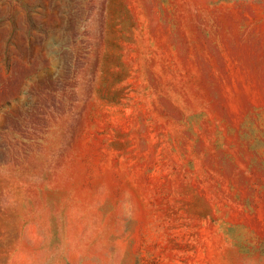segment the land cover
<instances>
[{
	"label": "rangeland",
	"instance_id": "rangeland-1",
	"mask_svg": "<svg viewBox=\"0 0 264 264\" xmlns=\"http://www.w3.org/2000/svg\"><path fill=\"white\" fill-rule=\"evenodd\" d=\"M0 264H264V0H0Z\"/></svg>",
	"mask_w": 264,
	"mask_h": 264
}]
</instances>
